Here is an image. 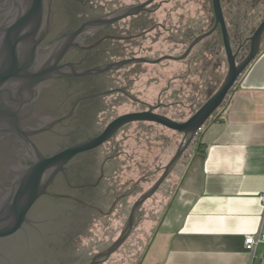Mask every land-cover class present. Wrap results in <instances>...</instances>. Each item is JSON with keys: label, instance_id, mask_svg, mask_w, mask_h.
I'll use <instances>...</instances> for the list:
<instances>
[{"label": "flooded vegetation", "instance_id": "obj_1", "mask_svg": "<svg viewBox=\"0 0 264 264\" xmlns=\"http://www.w3.org/2000/svg\"><path fill=\"white\" fill-rule=\"evenodd\" d=\"M145 1L132 0V3L126 4L123 0H54V3L44 0V13L38 34L23 41L7 42L4 39L6 27L20 14L25 13L28 0H0V64L5 57V44L16 43L17 61L26 64L27 73H32L37 67H49L60 57L58 55L61 44L83 23ZM171 2L172 0H155L137 16L97 31L83 42L76 40V44L82 48H72L61 56L60 61L64 64L78 63V66L81 64L80 67H94L142 57L141 53L148 54L152 51L151 48L159 45L162 34L171 30L167 26L173 12L169 11L160 19V15H164V7ZM209 3L211 4V0ZM211 21L210 14L209 25ZM37 27V24L30 23L24 33L30 35ZM209 29L202 30L199 34ZM95 30L91 29L92 32ZM199 34H193V39ZM247 38H243L239 45H246ZM37 39H41L40 44H35ZM101 39H104L101 44L90 50L83 49ZM147 42L151 45L146 46ZM56 72L61 70H55L54 73ZM125 78L127 76H122L120 70L113 73L108 71L84 77L89 81L82 88L70 87L67 78H52L43 81L37 88L24 90L22 95L19 93L17 97L7 98L8 101L12 100L10 106L13 109L20 108V123L19 126H12L13 121L4 118L5 121H10L11 126L5 124L0 128L1 132L7 131L3 134L0 132V205L8 195L7 191L4 193V188L8 189L10 184L22 178L32 159L37 158V153L51 157L100 134L118 116L116 111L127 103L132 106L131 112L144 111L148 109V105H158L154 112L160 113V104H163L160 94L155 102L149 103L132 94L133 85L121 84V80ZM14 84L11 91L15 93L16 83ZM121 88L123 92L110 93ZM103 92L108 94L81 102L73 111L76 100L74 97L77 94ZM20 100L23 101L22 104ZM128 126L121 128L114 139L77 155L67 164L65 171L57 173L54 180L47 185L48 192L39 198L35 209L28 216L30 222L12 238L0 242V264H90L94 254L105 250L120 235L131 207L127 198L141 192L135 188L131 194L122 197L133 190L134 185L123 188L118 179L121 169L118 159L123 157L124 152L121 147L130 139L127 134ZM128 156L129 161L133 162L135 154ZM134 165L142 166L143 162ZM155 170H160V165L156 164ZM43 181H48V175ZM75 199L86 201L87 204H81ZM124 214L125 220L119 234L112 238L113 233L106 220H111L112 216L120 219ZM140 218L141 214L137 223ZM96 231H101L105 238L98 237L84 243L90 233ZM107 236L109 240H106ZM110 257L98 264H106Z\"/></svg>", "mask_w": 264, "mask_h": 264}, {"label": "water", "instance_id": "obj_2", "mask_svg": "<svg viewBox=\"0 0 264 264\" xmlns=\"http://www.w3.org/2000/svg\"><path fill=\"white\" fill-rule=\"evenodd\" d=\"M51 1L54 3V0ZM154 1L155 0H146L141 4L124 7L99 19L83 23L77 31L66 38L61 44L60 53L58 55V57H60L58 59H55L49 67H43L41 69H37V67L36 70L32 71V73H27L28 68L25 63L21 64L17 61L15 52L16 43L12 45L7 43L5 44V57L2 64H0V128L5 124L10 127V121H13L12 126H19L20 123V108L13 109L10 106L12 105V100L8 101L7 98L12 99L17 97L19 93L22 95L23 91L26 89L37 88L43 81H47L52 78H67L70 87L82 88L86 86L89 81L85 80L84 77L99 75L108 71L113 73L126 66L135 64L155 65L163 61H182L190 55L194 47L199 42L212 35L217 29H219L221 35L227 70L223 80L215 92L189 118L184 121H176L164 114L156 113L154 110L158 107V105H148V109L144 111L128 112L116 116L105 126L100 134L72 145L71 147L62 150L51 157H45L37 153V158L32 159L31 165L24 170L22 178L18 182L10 184L8 189L4 188V193L7 191L8 195L5 198V202L0 205V242L9 240L15 233L22 230L25 224L30 222L28 216L31 211L35 209L34 207L39 198L48 192L47 185L54 180L59 171H65L67 164L77 155L93 150L101 146L103 143L114 139L116 133L124 126L132 123H151L181 134L183 136L182 140L173 156L163 166L162 172L160 173V170H154L151 173L146 174L145 177L141 178V181H143L151 175L159 173L158 178L155 179L153 184L145 191H142L131 205L120 235L105 250L94 254L91 258L90 264H98L99 262L108 259L126 242L129 234L136 226L144 203L151 198L166 181L175 166L178 164L182 155L190 147L191 143L195 140L198 144L200 143L198 141L199 138L196 139L198 130L204 128L208 124L213 115L218 111L226 99H228L238 80L251 68L252 64L260 56L262 36L264 33V18L256 27L252 35L245 40L249 42V49L247 54L242 59H239L238 55L242 44L235 50L233 49L221 0H211L214 16L213 25L208 31L196 36L188 44L187 48L181 55H163L156 59L132 57L109 64H98L94 67H80L81 64L78 66V63L64 64L63 61H60L63 54L74 47H80V45L76 44V40L83 42L88 37L93 36V34L97 31L103 30L104 28L119 21H123L129 17L137 16L139 13L144 11L147 6L153 4ZM43 13L44 0H28L27 10L25 13L20 14L18 18L6 27L4 37L5 41L8 42L9 40H14L19 42L36 36L39 31V26L42 23ZM30 23L37 24L38 27L31 31V34L29 35L24 33V30ZM91 29L96 30L92 32ZM37 40L38 41H36L35 44H40L41 39ZM103 40L104 39L99 40L94 45L85 46L83 49L90 50L94 46L101 44ZM64 68L67 70H64ZM58 69H60L61 72L54 73L55 70L57 71ZM14 83H16L15 93L11 91V88L14 87L12 85H15ZM117 92H123V89L121 88L110 91V93ZM106 94H108V92L77 94L74 97L76 100L73 111L81 102L89 99L101 98ZM22 103L23 101L20 100V104ZM161 107H164V105L160 104V108ZM4 118L10 121H5ZM5 132L7 131L5 130ZM5 132L2 131L1 133L3 134ZM46 175H48V181L45 183L43 180ZM138 182L134 184L133 190H130L129 193H125L122 197H126L131 194L135 188H138ZM55 196L60 197V195ZM75 200L81 204H87L86 201L78 199Z\"/></svg>", "mask_w": 264, "mask_h": 264}, {"label": "crops", "instance_id": "obj_3", "mask_svg": "<svg viewBox=\"0 0 264 264\" xmlns=\"http://www.w3.org/2000/svg\"><path fill=\"white\" fill-rule=\"evenodd\" d=\"M219 114L203 129L199 150L195 142L161 218L149 225L137 264L248 263L245 237L264 232L263 42Z\"/></svg>", "mask_w": 264, "mask_h": 264}, {"label": "rangeland", "instance_id": "obj_4", "mask_svg": "<svg viewBox=\"0 0 264 264\" xmlns=\"http://www.w3.org/2000/svg\"><path fill=\"white\" fill-rule=\"evenodd\" d=\"M123 1L126 4L132 3V0ZM263 2L264 0L256 6H253L250 0H245L243 6H240L239 0H232L230 4L224 3L223 12L229 33L234 37L232 40L234 50L240 42L234 36L235 31L240 30L241 39L249 37L252 35L250 34L251 30L257 27L264 18ZM245 5H247L246 8H242ZM169 11L173 12L167 26L171 30L162 34L159 45L151 48V52L148 54L141 53L142 57L156 59L163 55H181L190 43L187 40V36L191 34L197 35L209 29L214 21L209 0H172L169 5L164 7V15H160V19L166 16L165 14ZM210 14L212 21L209 25ZM232 18L233 20H231ZM221 41V36L219 38V35L214 33L211 37L195 46L190 55L182 61L170 60L156 65L135 64L126 66L120 70V73L122 76H127V78L120 82L121 84L133 85L131 87L132 94L142 97L149 103L155 102L160 94L162 103L165 106L160 108L159 112L176 121H184L198 109L199 105L205 102L208 89L221 83L225 76L227 64ZM150 45V42L146 43V46ZM247 45H249V42ZM243 47L245 45L241 47L238 55L239 59L242 58ZM131 109V104L127 103L120 107L116 114L131 112ZM128 125L127 134L130 135V139L123 143L121 147L124 152L123 157L121 156L118 159L121 168L118 172V179L123 188L133 186L139 181L138 189L142 192L153 184L159 173L151 175L143 181H141V178L146 175L145 173L154 171L156 164L160 165L161 173L163 166L173 156L183 136L157 124L132 123ZM195 142L197 141L195 140L191 143L188 150L182 155L171 173L172 176L167 178L158 191L144 203L141 210V218L131 235L119 250L111 255L106 264H137L150 227V219H154L161 211L166 198L172 190L173 176L178 174L183 169L184 164L188 162L190 155L194 151ZM133 153L135 157L132 162L129 161L128 155ZM141 162H143L142 166L137 167L134 165V163ZM141 174H144V176H141ZM140 193L129 196L127 198L128 204L132 205ZM124 220L125 214L121 215L120 219L112 216L111 220H106L112 230V238L119 234ZM96 234L97 236L94 232L90 233L89 238L85 242L104 237L101 231H96ZM107 239L109 240L108 236Z\"/></svg>", "mask_w": 264, "mask_h": 264}, {"label": "trees", "instance_id": "obj_5", "mask_svg": "<svg viewBox=\"0 0 264 264\" xmlns=\"http://www.w3.org/2000/svg\"><path fill=\"white\" fill-rule=\"evenodd\" d=\"M210 1V0H209ZM251 1V3H252V5L253 6H256L257 4H259V3H262V0H250ZM232 2V0H221V3H222V7H223V9H224V3H231ZM244 2H245V0H239V4H240V6H243V4H244ZM264 3V2H263ZM246 6L247 5H245L244 7H242V8H246ZM211 10H212V8H211ZM213 19H214V16H213ZM231 20H233V18L231 19ZM229 23V22H228ZM256 28V27H255ZM255 28H253L252 30H251V32H250V34H252L253 33V31L255 30ZM216 33L219 35V38H220V31H219V29H217V31H216ZM231 36V41L234 39V37H233V35H230ZM234 36H235V38L238 40V41H240L241 42V32H240V30H236L235 31V34H234ZM193 37H194V35H188V37H187V40L188 41H192V39H193ZM239 42V43H240ZM262 42L264 43V33H263V36H262ZM221 45H222V41H221ZM243 48H244V50H245V52H243L244 50H243ZM242 48V58L246 55V52H247V50L249 49V45H245V47H243ZM212 50H214V49H212ZM211 50V51H212ZM241 58V59H242ZM220 84V83H219ZM219 84L217 85V86H215V87H213V88H211V89H208V91H207V93H206V97H205V99L207 100L214 92H215V90L218 88V86H219ZM234 89V88H233ZM233 91V90H232ZM231 91V92H232ZM231 94V93H230ZM205 100V101H206ZM226 102H227V99H226V101L222 104V106L218 109V111L213 115V117L210 119V121L208 122V124L209 123H211L213 120H216V119H218V117L220 116V112L224 109V106H225V104H226ZM201 105H199L197 108H199ZM207 124V125H208ZM206 125V126H207ZM205 126V127H206ZM162 127V126H161ZM204 127V128H205ZM203 128V129H204ZM171 131V130H170ZM201 147H200V145L198 144L197 145V147H196V149H200ZM195 149V150H196ZM195 150L192 152V154L190 155V157H189V160H188V162L190 161V159L192 158V156H193V153L195 152ZM185 165V164H184ZM170 176H172L171 174L169 175V177ZM168 177V178H169ZM180 179H181V171L178 173V174H176L175 176H173V183L171 184V188H172V190L170 191V194L168 195V197L166 198V200H165V202H164V204H163V207H162V209H161V211H159V213H158V215L153 219V218H151L150 220H151V225L153 224V222H156V221H158V219H159V217L161 218V216H162V214H163V212H164V210L166 209V207H167V205H168V203H169V201H170V199H171V197H172V195L174 194V192H175V190H176V188L178 187V184H179V182H180ZM152 228V227H151ZM151 228H149L148 229V231L151 229ZM95 235L97 236V234L95 233ZM143 251V250H142ZM141 256V255H140ZM138 262H139V260H138ZM137 262V263H138Z\"/></svg>", "mask_w": 264, "mask_h": 264}, {"label": "built area", "instance_id": "obj_6", "mask_svg": "<svg viewBox=\"0 0 264 264\" xmlns=\"http://www.w3.org/2000/svg\"><path fill=\"white\" fill-rule=\"evenodd\" d=\"M202 130L203 128L198 130L196 139L200 137ZM258 199L263 207V212H264V191L258 195ZM260 247L263 250V254L259 256L258 249ZM245 248L249 256V261L247 264H255V260H257L262 255L264 256V232L262 229H260L256 235H247L245 237Z\"/></svg>", "mask_w": 264, "mask_h": 264}]
</instances>
